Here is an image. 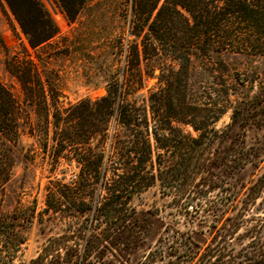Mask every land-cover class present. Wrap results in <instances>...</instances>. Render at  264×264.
Segmentation results:
<instances>
[{"label": "trees", "instance_id": "obj_1", "mask_svg": "<svg viewBox=\"0 0 264 264\" xmlns=\"http://www.w3.org/2000/svg\"><path fill=\"white\" fill-rule=\"evenodd\" d=\"M57 1L68 20L82 4ZM135 1L138 30L146 26L155 45L137 47V85L111 82L106 94L52 114L48 154L55 164L61 158L74 162L75 170L69 180V167L49 180L37 215L60 214L68 221L28 264H85L93 255L101 258L108 245L123 243L127 226L135 225L129 204L135 193L158 182L163 191L177 192L185 206H199L203 195L223 185L216 169H236L243 161L225 159L229 148L217 152L242 110L233 99L235 75L224 55L264 57V0ZM4 2L32 47L57 33L42 0ZM155 59L160 60L157 76L146 63L141 66ZM148 78L156 83L147 94L123 98L145 87ZM228 110L231 123L216 128ZM20 120L19 104L0 82V264H16L25 242L22 231L35 216L28 206H15L9 213L2 209ZM263 190L264 170L249 186L245 204L255 203Z\"/></svg>", "mask_w": 264, "mask_h": 264}, {"label": "rangeland", "instance_id": "obj_2", "mask_svg": "<svg viewBox=\"0 0 264 264\" xmlns=\"http://www.w3.org/2000/svg\"><path fill=\"white\" fill-rule=\"evenodd\" d=\"M42 2L58 31L32 47L0 0V82L21 113L2 209L9 213L22 205L35 210L22 231L25 242L16 264H28L68 221L60 214L37 215L44 208L49 180L60 178L65 167L69 180L75 170L74 162L69 165L61 158L55 164L48 154L52 114L106 94L111 82L137 85V47L155 45L146 26L138 30L137 1L82 0L73 20L65 17L57 0ZM224 60L234 72L233 99L242 110L217 152L229 148L225 159L243 161L236 169H216L223 185L203 195L199 206H185L177 192L163 191L158 182L135 193L129 202L135 225L124 229L123 243L108 245L101 258L93 255L85 264H264V190L255 203L245 204L249 186L264 170V57L227 54ZM145 63L159 74L160 60L142 61L141 66ZM155 83L156 78H148L145 87L123 98L132 101L147 94ZM230 123L228 110L215 127ZM180 127L195 134L190 126Z\"/></svg>", "mask_w": 264, "mask_h": 264}]
</instances>
